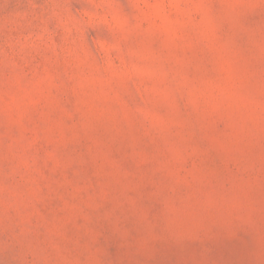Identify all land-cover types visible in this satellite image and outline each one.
<instances>
[{
    "label": "rangeland",
    "instance_id": "obj_1",
    "mask_svg": "<svg viewBox=\"0 0 264 264\" xmlns=\"http://www.w3.org/2000/svg\"><path fill=\"white\" fill-rule=\"evenodd\" d=\"M0 264H264V0H0Z\"/></svg>",
    "mask_w": 264,
    "mask_h": 264
}]
</instances>
